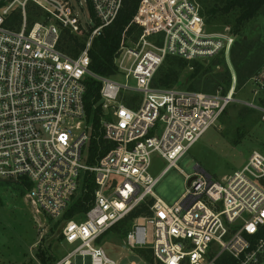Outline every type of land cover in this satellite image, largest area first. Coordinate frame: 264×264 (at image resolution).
Here are the masks:
<instances>
[{
    "label": "built area",
    "instance_id": "2783aa9c",
    "mask_svg": "<svg viewBox=\"0 0 264 264\" xmlns=\"http://www.w3.org/2000/svg\"><path fill=\"white\" fill-rule=\"evenodd\" d=\"M87 1L85 26L71 0H0V180L28 182L23 188L37 210L61 220L85 174L93 175L84 218L62 219L63 240L79 243L58 264H121L99 240L143 205L149 213L133 218L122 247L142 264H219L224 253L238 264H264V153L253 150L221 180L196 166L172 205L154 193L230 104L256 109L264 121L263 76L252 78L257 101L235 97V75L227 90L214 92L153 85L166 57L206 60L233 46L230 30H206L196 0H140L114 57L116 75L97 74L92 41L113 24L123 0ZM30 11L40 13L33 22ZM62 29L84 35L77 56L59 48ZM86 77L101 84L96 125L86 114ZM153 153L167 162L157 176Z\"/></svg>",
    "mask_w": 264,
    "mask_h": 264
},
{
    "label": "rangeland",
    "instance_id": "374dc122",
    "mask_svg": "<svg viewBox=\"0 0 264 264\" xmlns=\"http://www.w3.org/2000/svg\"><path fill=\"white\" fill-rule=\"evenodd\" d=\"M75 5L83 25L91 21L90 6L87 0H71ZM200 7V6H199ZM233 17H231L232 19ZM230 30L235 42L229 53L225 51L206 60H187V66L176 87L186 89L185 74L194 70L193 65L210 66L214 58L224 56V62L214 67L213 74L224 69L237 79L235 97L240 100H255L252 78L256 75L264 78V7L259 15L251 19L236 34L231 24L214 23L206 25L210 33ZM84 38V35H77ZM229 85V86H230ZM221 85L219 88H224ZM253 150L264 153V121L260 112L239 102L230 104L217 123L210 127L191 149L162 176L154 187L157 197L169 205L178 201L187 189V174H193L196 166L213 180H221L240 169L247 162ZM164 161L157 153L152 154L151 173L157 176L165 167ZM183 172H182V171ZM11 182V181H9ZM8 180H0V264H44L38 253L45 254L48 263L58 264L79 242L69 244L61 237L63 220L50 219L33 205L31 200ZM80 187L78 189L79 194ZM75 193V195H78ZM133 225L131 220L130 229ZM129 229V230H130ZM126 235L122 238L110 231L100 243L106 254L121 264L140 260L123 247ZM128 256V257H126ZM74 262V258L72 259Z\"/></svg>",
    "mask_w": 264,
    "mask_h": 264
},
{
    "label": "trees",
    "instance_id": "16d2710c",
    "mask_svg": "<svg viewBox=\"0 0 264 264\" xmlns=\"http://www.w3.org/2000/svg\"><path fill=\"white\" fill-rule=\"evenodd\" d=\"M140 0H123V5L116 18V20L109 27L92 41L89 50L91 62L90 69L100 75L114 76L117 73V68L114 63V57L120 46V40L124 29L129 25L132 20ZM200 6V13L204 19L205 26L214 23L231 24L233 32L238 34L241 29L255 16L259 15L261 9L264 7V0H196ZM39 12L30 11L29 21L33 22L38 19ZM231 17H233L231 19ZM134 27H130L127 33L133 31ZM85 37L82 39L73 35L66 29L61 30V37L59 41V48L66 53L77 56L84 48ZM224 56L216 57L212 60L210 66L204 67L202 64L196 63L193 65L194 70L185 74V87L189 90L214 92L221 85L224 90L229 88L231 82V73L228 69H224L219 74L214 73V67L224 62ZM188 61L178 57H166L163 64L157 70L153 77V85L155 87L167 88L174 87L179 83L182 78V70L187 66ZM86 93H85V107L87 118H93L94 125L97 124L100 114L102 112L101 106L96 105L100 98L101 84L91 77H86ZM259 103L264 105V90L258 95ZM97 147L95 141H92L93 151ZM94 177L91 173L85 174L84 183L69 202V205L64 212L62 219H83L84 213L87 212L91 206L95 185ZM10 180H8V183ZM25 182V181H24ZM23 182V183H24ZM23 183L13 182L18 189L23 193L26 188H23ZM28 186V182H25ZM141 213H149V210L143 205L134 209L120 222L115 224L108 232H116L120 237H124L130 229L131 220ZM50 218V217H49ZM52 219V218H50ZM57 220L56 223L62 221ZM102 236L99 240L104 237ZM61 237L63 238L62 234ZM142 251V250H140ZM143 252V251H142ZM44 264H50L45 254L38 253ZM219 264H238L237 260L232 256L224 253L218 260Z\"/></svg>",
    "mask_w": 264,
    "mask_h": 264
},
{
    "label": "water",
    "instance_id": "95a60500",
    "mask_svg": "<svg viewBox=\"0 0 264 264\" xmlns=\"http://www.w3.org/2000/svg\"><path fill=\"white\" fill-rule=\"evenodd\" d=\"M193 179H194V177H191V178L188 180L187 184L189 185ZM261 183H264V181L262 180Z\"/></svg>",
    "mask_w": 264,
    "mask_h": 264
}]
</instances>
